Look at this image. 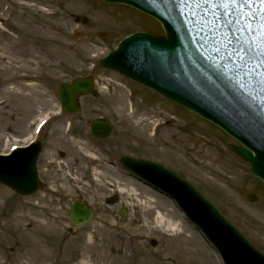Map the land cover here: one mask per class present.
<instances>
[{
  "label": "rangeland",
  "instance_id": "obj_1",
  "mask_svg": "<svg viewBox=\"0 0 264 264\" xmlns=\"http://www.w3.org/2000/svg\"><path fill=\"white\" fill-rule=\"evenodd\" d=\"M86 1L103 8L104 17L85 8L67 11L64 0L56 4L43 0L35 13L19 6L34 2L0 0V149L7 134V143L14 142L7 130L12 120L21 119L20 111H24V125L39 108L43 113L55 108L52 104L59 99L63 82L93 76L96 91L81 99L82 109L85 119L103 117L114 122L115 134L103 142L118 140L119 154L150 157L173 169L264 252V184L229 148L233 139L208 121L99 66L125 35L138 30L162 33L161 25L130 6ZM67 24L80 26L81 35L77 30L71 39L64 37L56 26ZM47 28L57 33V56L38 51L49 45L39 33ZM81 36L87 37L81 40ZM156 124L160 126L154 129ZM70 144L67 149L65 139L58 147L71 151L73 174L86 166H81L80 149ZM76 156L81 157L79 163L73 160ZM103 171L94 175L100 180H68L80 187L71 184L55 192L62 199L43 191L22 196L0 184V264H223L170 199L111 168ZM112 194L119 195V202L109 205L106 198ZM249 194L257 200H250ZM79 199L94 205L97 212L91 223L74 227L68 212ZM122 207L130 210L126 222L118 215ZM157 215L175 224L176 230L160 226Z\"/></svg>",
  "mask_w": 264,
  "mask_h": 264
},
{
  "label": "water",
  "instance_id": "obj_2",
  "mask_svg": "<svg viewBox=\"0 0 264 264\" xmlns=\"http://www.w3.org/2000/svg\"><path fill=\"white\" fill-rule=\"evenodd\" d=\"M103 1L135 5L154 15L164 23L167 37L135 34L104 57L101 66L220 125L249 149L231 145L264 181V0ZM94 87L92 77L77 78L61 86V101L76 112L79 96ZM111 131L108 121H94L96 137L105 138ZM13 164L0 156V181L24 195L36 192L40 184L33 169L19 170ZM122 164L173 197L225 264H264V255L188 182L153 162L126 156ZM120 215L125 221L127 211ZM92 217L87 204L77 202L70 210L76 226Z\"/></svg>",
  "mask_w": 264,
  "mask_h": 264
},
{
  "label": "flooded vegetation",
  "instance_id": "obj_3",
  "mask_svg": "<svg viewBox=\"0 0 264 264\" xmlns=\"http://www.w3.org/2000/svg\"><path fill=\"white\" fill-rule=\"evenodd\" d=\"M52 105L58 106L57 104ZM42 111L43 107L32 113L29 121L24 125L21 121L24 111H20L21 119L12 120V127L15 126L16 129H13L12 132L16 133L20 149L28 148L32 142L39 144L40 153L37 157L36 170L45 195L60 199L61 197H58L55 192L62 191L71 184L80 187L75 182L70 183L71 179H80L81 182H90L93 179L100 180V177L94 175L104 174L103 168L107 169L106 172L111 168L113 171L121 173L119 154L121 143L116 140L111 144H106V142L94 138L91 134V127L87 130L91 122L85 119V111L80 112L75 119H68L69 116L63 109L50 108L44 113ZM42 118L47 119L46 123L40 132L34 136L36 124ZM64 131L65 133L68 131V137H65ZM65 139L69 142L67 149H70L72 147L70 143L76 140L75 143L83 150L81 166L85 165L86 169L77 168L78 170L72 174L70 168L72 167L71 151L60 149ZM81 157H74V162L79 163Z\"/></svg>",
  "mask_w": 264,
  "mask_h": 264
},
{
  "label": "bare ground",
  "instance_id": "obj_4",
  "mask_svg": "<svg viewBox=\"0 0 264 264\" xmlns=\"http://www.w3.org/2000/svg\"><path fill=\"white\" fill-rule=\"evenodd\" d=\"M27 3L29 2H34L33 4H27L26 3H23V4H20L19 6L21 8H27L28 10H30L32 13H35L36 11H38L37 9V5L41 4L43 2V0H26ZM59 0H54L55 4L58 2ZM65 3H64V6L66 8L67 11H70L71 9H82V8H85V9H88L90 11H92L94 14H97L99 15L100 17H104L105 15V10L103 8H94L92 7V5H90L88 3V1L86 0H64ZM63 9V13L64 15L67 13L66 10L62 7ZM43 13V11H42ZM43 14H47V13H43ZM2 15H0V18L2 19ZM68 30L66 29V27H62L60 25L56 26L58 27V30L62 32L63 36L68 39H71L73 34L75 33V31L78 30V32H80L81 30H83L80 26L79 27H72L70 26V24H67L65 25ZM45 27V26H44ZM72 28V30L70 29ZM49 30H41L39 33L42 35V36H46V39H47V42L49 43V46L48 48H45L43 46H46V45H43L42 47H38V51L39 53H44V51H48L47 53L51 52V53H56V56L58 54H60V50H59V45H57L56 41H57V36L55 32H53L50 28H47ZM3 30V29H2ZM39 30V29H38ZM80 30V31H79ZM2 32V31H1ZM81 35V32L79 33V36ZM87 36H84L82 37L81 36V40H85ZM60 44V43H59ZM64 45V44H61V46ZM51 46V47H50ZM63 47H66V46H63ZM1 56L3 57L4 56V52L1 53ZM36 60V59H35ZM34 60V61H35ZM29 64V63H28ZM27 64V65H28ZM26 65V66H27ZM157 126L159 127L160 124H157ZM157 223L160 225V226H163V227H166L168 228L169 230H176V225L171 223L170 221H167L165 220L164 217L160 216V215H157Z\"/></svg>",
  "mask_w": 264,
  "mask_h": 264
}]
</instances>
